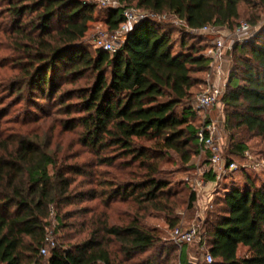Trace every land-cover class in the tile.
<instances>
[{
    "label": "trees",
    "instance_id": "1",
    "mask_svg": "<svg viewBox=\"0 0 264 264\" xmlns=\"http://www.w3.org/2000/svg\"><path fill=\"white\" fill-rule=\"evenodd\" d=\"M118 1L119 7H108L110 31L120 28L123 11L131 6L154 17L134 25L116 53L98 49L94 54L84 40L99 3L0 0V14H7L6 26H11L19 56V72L8 89L19 101L39 93L58 97L70 114L73 104L65 103L75 92H62L61 84L89 74L94 82L77 90L82 115L73 118L70 127L82 126L85 145L96 152L118 149L147 168L142 179L114 184L111 198H132L141 206L172 215L174 193L170 181L159 176L161 163L173 153L188 164L205 147L198 136L201 127L196 124L192 88L201 82L196 74L210 70L211 59L202 48L188 46L184 37L174 43V26L162 17L168 13L184 24L181 31L191 35L202 33L205 26L234 31L241 7L257 12L258 22L264 0ZM234 50L243 57L236 59L223 99L237 111L238 126L264 136V26L234 45ZM12 131L6 134L0 129V264H157L163 256L157 251L160 239L143 227L139 216L125 225L110 224L106 216L97 222L88 220L82 224L85 238L74 241L65 234L48 256L41 254L53 212L58 227H67L60 207L73 203L71 175L81 172L60 166L47 149L49 142ZM106 157L112 165L114 156ZM209 176L216 175L211 170ZM196 200L192 192L190 208ZM216 205L220 208L210 210L202 226V241L213 257L210 264H264V186L249 180L245 188L228 189ZM178 222L170 220V226ZM241 247L247 248L243 256ZM167 248V261L174 251L181 264H193L188 257L183 259L185 247L179 250L175 243ZM151 250L155 253L136 260Z\"/></svg>",
    "mask_w": 264,
    "mask_h": 264
},
{
    "label": "rangeland",
    "instance_id": "2",
    "mask_svg": "<svg viewBox=\"0 0 264 264\" xmlns=\"http://www.w3.org/2000/svg\"><path fill=\"white\" fill-rule=\"evenodd\" d=\"M91 1L99 3V7L94 14L95 19L89 23L84 44L95 54L98 50L96 47L97 37L108 35L109 38H113L117 32L108 29V7L110 6L102 5L98 0ZM129 8L136 7L131 6ZM241 12L242 17L237 23H249L251 29L245 35L248 38L264 26V13H260L258 22H255L257 12L255 13L246 6L241 7ZM163 20L172 23L174 26V43H179L184 37L188 46L202 48L208 56V48L211 46L212 38L217 35L206 33L200 36L203 32L198 35H191L180 30L184 24L176 18L168 16ZM7 22V14H0V129L6 134L12 133L14 130L17 133L36 138L40 142H49L47 149L57 156L60 166H69L81 172V174L71 175L73 178L71 185L74 196L73 203L63 204L60 207L67 227L59 228L56 213H52L50 234L56 245L62 242L65 234L74 241L85 238L87 232L83 231L82 224L88 220H92V222L96 220L95 222H97L106 216L110 224L125 225L139 216L143 227L160 239V248L157 251L163 256L158 258L157 264H181L179 258L176 259V252L174 251H172L169 262L166 259L169 251L167 247L175 244L172 238L175 227L170 226V220L177 218L179 220L177 225L183 224L185 227H190L199 222L200 218L204 222L209 217L210 210L220 208L216 204L223 199L228 189L234 186L245 188L248 186L249 180L253 181L256 186H264V136L249 131L245 126H238V120L234 116L237 111L233 106L226 104L223 99L229 79L237 68L236 59L243 57L242 52L239 53L234 50L235 38L231 35L232 31L223 28L224 31L221 33L226 40L225 55L221 63L222 73L218 74L215 67H210L208 72L196 74L201 78V82L192 88L195 106H197L198 96L205 89V83L209 78L211 84L221 89L218 104L213 108H206L199 112L196 124L200 127L208 124L215 125L213 136L223 162L221 165L214 166L211 161L210 149L206 147L201 149L200 153L195 155L188 164L183 163L173 153L166 157L161 163L162 171L159 176L170 181V188L174 193L172 200H175V207H172L175 210L174 214L169 215L146 205L141 206L132 198L126 200L120 197L112 199L110 192L117 188V185L114 184L142 179L145 177L147 168H141L139 162H136L131 155H122L118 149L96 152L85 145L82 126L70 127V121L82 115L77 108L81 102L77 90L88 87L94 82L89 74L75 82L61 84L62 92L71 91V94L75 92L72 98L65 103V106L73 104V111L70 114L65 112L68 106L61 107L62 101L58 97L48 95L43 97L39 93V96L36 95L37 97L33 99L19 101L11 94L8 86L19 72L16 63L19 56L14 46V37L10 31L11 26H6ZM117 35L120 37L124 34ZM123 38L124 36L120 37V39ZM240 43L244 42H237V44ZM179 48L180 45L177 44L176 50ZM61 80L59 78L58 82H62ZM67 92L64 95L61 93V96H65ZM26 95H30L29 91ZM142 143L146 146L152 145L151 142L142 141ZM240 145L244 147L241 148ZM107 154L114 156L112 165L105 161ZM233 162L236 165L234 168L231 167ZM211 170L216 175L215 178L209 176ZM192 192L196 193L197 200L194 207L190 208L188 200ZM80 194H84V200L80 199L82 197ZM45 247L48 249L46 254L48 256L52 246L45 244ZM184 247V260L188 257L193 264H210L206 261L200 241ZM117 248L118 244L116 243L113 246L114 251ZM246 252L247 248L241 247L239 255L243 256ZM154 253L155 250H151L140 254L136 260H143ZM177 253L179 252L177 251Z\"/></svg>",
    "mask_w": 264,
    "mask_h": 264
},
{
    "label": "built area",
    "instance_id": "3",
    "mask_svg": "<svg viewBox=\"0 0 264 264\" xmlns=\"http://www.w3.org/2000/svg\"><path fill=\"white\" fill-rule=\"evenodd\" d=\"M102 5H108L114 8L119 7V2L117 0H98ZM124 15V22L120 26L117 32V34H124L120 35V37H123V39H120V37L116 34L113 36V38H109L108 35H101L97 37L96 39V47L98 49L110 52L111 54H114L118 51V49L121 47V45L124 43L126 39V35L128 31L136 24L142 22L143 20H146L148 18L154 17L151 13L148 12H141L139 9L136 8H126L123 11ZM168 17V13H165V15L162 18ZM251 29V26L248 22H242L239 24V26L236 27L234 31L231 32V35L235 38V44L237 42H245L248 40L251 36L248 38L245 37V35L249 32ZM224 30L222 28H218L215 26H205L203 29H201V32L211 34V35H217L214 36L211 42V46L208 48V56L211 59V67L216 68V72L218 74L222 73V58L225 55V49H226V40L221 35V33ZM205 83V89L203 92H201L198 96V102L197 106L195 108L197 109L198 113L205 110L206 108H213L218 104V97L221 94V89L210 83V78ZM214 130L215 125L214 124H208L204 127L200 128V131L198 132L199 140L201 143H204V146L208 149H210L211 152V161L214 166L221 165L223 162V158L220 156L218 152V147L215 145L214 140ZM235 163H231V167H235ZM212 207V206H210ZM202 219H199V222L194 223L190 227H185L183 224H180L176 226L173 230V241L179 246V248L182 250L184 246L191 245L195 243L196 241L202 242V249L205 252L206 261L208 263L213 262V257L210 254L209 251H207V243L206 241H202ZM46 244H49L54 248L56 246V242L53 239V237L50 234V230L47 234ZM48 252V249L44 246L41 249V254L46 255Z\"/></svg>",
    "mask_w": 264,
    "mask_h": 264
}]
</instances>
